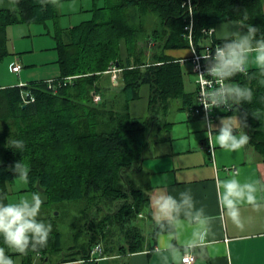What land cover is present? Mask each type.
Segmentation results:
<instances>
[{"label": "trees", "instance_id": "obj_1", "mask_svg": "<svg viewBox=\"0 0 264 264\" xmlns=\"http://www.w3.org/2000/svg\"><path fill=\"white\" fill-rule=\"evenodd\" d=\"M104 2L94 8L91 20L68 29L59 24L57 6L42 8L39 0H18L12 7L0 8V59L8 55L7 27L53 20L61 71L54 82L56 90L47 82L0 88V196L8 200V184L16 180L10 166L23 160L30 168L31 190L38 192L39 182L48 197L46 205L75 204L79 214L71 229L80 244L56 259L62 250V233L55 225L56 215H49L45 219L52 226L48 245L39 252L29 251L25 264H33L38 255L50 262L78 258L89 262L98 244L103 246L102 254L110 257L146 250L148 236L138 222L151 215L149 195L134 186L128 175L142 170L154 137L168 132L172 102H182L185 109L196 104V96L185 86L189 68L166 51L190 48L185 36L190 25L200 50L210 39L202 30L239 21L245 13L247 23L259 29L258 37L264 36L263 0H191V6L187 0ZM149 18L154 24L151 30L145 23ZM148 37L155 45L146 61L139 44ZM111 65L122 70L118 87L104 82ZM232 82L247 83L242 75ZM146 86L149 113L137 118L131 106ZM250 86L252 102L231 114L247 113L249 143L264 162V117L252 115L264 113V86L256 81ZM95 89L102 94L100 104L94 103ZM25 92L35 102L23 103ZM11 139L24 141L22 152L8 148ZM172 231L162 222L149 237Z\"/></svg>", "mask_w": 264, "mask_h": 264}, {"label": "clouds", "instance_id": "obj_2", "mask_svg": "<svg viewBox=\"0 0 264 264\" xmlns=\"http://www.w3.org/2000/svg\"><path fill=\"white\" fill-rule=\"evenodd\" d=\"M12 5L18 0H11ZM42 8L48 5L60 6V0H39ZM245 13L239 21L231 22L221 43L210 47L205 54H200L204 61L202 71L198 75L206 79L198 104L202 105L204 117L201 128L205 130L210 150L218 146L222 150L235 152L243 149L250 141V136L244 131L247 125V113L233 114L219 118V123L212 121L213 109L230 111L244 103L253 100V89L250 86L256 81L264 86V36L258 37L259 29L247 23ZM191 26H189V30ZM215 28L202 30V34L211 37ZM214 42V41H213ZM242 75L247 83H233V78ZM253 117L261 119L264 113L252 112ZM8 148L23 151V140L11 139L7 141ZM15 179L22 183H29L30 168L23 160L16 161L10 166ZM238 172H231L218 181L217 202L223 209L219 219L243 229L245 219L241 209L247 205L254 210L264 207V199L258 198V193H264V184L260 181L241 182ZM43 200L39 193L22 196L14 201H8L0 196V264H16L9 253L26 256L29 251L39 252L46 248L52 232L50 223L41 220L40 213ZM152 218L159 226L167 222L173 228V234L162 255L164 264H185V259L197 249L203 248L212 225L217 217L206 212L204 206H197L191 190H183L173 195L167 191L154 190L149 197ZM193 226V230L184 242L177 246L172 242L176 238L175 232L183 225ZM74 264H85L83 260Z\"/></svg>", "mask_w": 264, "mask_h": 264}, {"label": "crops", "instance_id": "obj_3", "mask_svg": "<svg viewBox=\"0 0 264 264\" xmlns=\"http://www.w3.org/2000/svg\"><path fill=\"white\" fill-rule=\"evenodd\" d=\"M70 1L73 0H60V3H69ZM10 4L8 1H0V8L12 7V4L11 6ZM48 22L43 25L44 32L35 34V37L41 38L39 44L42 45L38 46L37 44L36 46L34 41H31L29 46L21 45L24 47H19L14 45L16 47L14 49L18 53L13 59H8L7 66L3 65L0 69V76L2 73L4 74L0 78V88L22 87L33 83L57 80L61 77L57 42L54 38L55 31L53 36L50 35L51 29L48 27ZM230 24L231 22H226L217 25L213 34L215 39L220 40ZM9 27L6 30L8 55L0 61L13 55L9 48V35L11 33ZM50 36L55 40L53 45ZM21 37L30 39L33 35L24 33ZM54 53L56 58H54ZM166 54L182 60L190 59L193 51L191 48L174 49L166 51ZM22 61L27 63L28 70L24 71L25 66ZM52 63H55L53 70L50 69ZM18 65L21 68L18 72H15L13 69ZM184 65L189 68V74H195L190 62ZM39 69L40 72L37 74L35 71ZM104 82L108 83L106 78ZM186 90L196 96V81L189 89L186 87ZM187 110L189 111H187L189 113H187L188 121H185L187 120L185 119L172 123L168 132H160L157 137H154V141L146 152L142 163V170L140 171L144 176L142 184L144 183L149 197L154 190L163 189L173 195L183 190H191L197 201V206H204L209 215L217 217L212 225V234L209 235L205 246L194 252L196 255L194 264H264V207L260 210H254L247 205L243 206L241 212L245 219V226L243 229H239L231 221L219 219L223 215V209L219 206L216 195L218 181L234 172L233 169L239 173L238 178L241 182L258 180L264 184V162L250 143L235 152L222 150L218 146L213 154L208 152V139L205 130L201 128L200 122L203 118L192 116L189 107ZM233 114L236 113H221L219 118ZM219 118L215 123H219ZM181 119H184V117ZM192 119L199 121H191ZM177 124L180 125L176 127ZM244 131L249 135L250 130L248 127ZM258 198L264 199V193H258ZM150 214L147 223L152 227H156L157 224L152 218L151 209ZM148 230L147 226L146 250L111 257L102 254L99 260L95 261V264H164L162 255L166 254L162 250L167 247L173 231L160 234L156 239H153L149 237ZM192 230L193 226L183 225V227L176 230V238L172 242L180 246ZM81 260L78 258L76 261L58 262L54 259L50 262L47 259L43 261L41 256L38 255L33 264H74V262ZM84 262L90 264L92 260ZM19 264L25 263L23 261Z\"/></svg>", "mask_w": 264, "mask_h": 264}, {"label": "rangeland", "instance_id": "obj_4", "mask_svg": "<svg viewBox=\"0 0 264 264\" xmlns=\"http://www.w3.org/2000/svg\"><path fill=\"white\" fill-rule=\"evenodd\" d=\"M105 5L104 0H99V1H95V0H73L70 1L69 3H60V6H57V10L58 13L61 15L60 19H59V24L62 28L64 29H68L70 27L76 26L78 24H81L83 22L89 21L93 18V10L94 8L97 7H102ZM11 6V4H10ZM152 19V18H151ZM151 21V22H150ZM146 28L148 27L149 30L152 29V26L154 25L152 23V20H146ZM45 24H38V25H26V24H21V25H14V26H10V35H9V48L10 50L13 52V55H11L10 57H8L7 59L0 61V69L2 68V66H7V62H9L8 59H13L16 55L17 50H15L14 48H16L14 45H17L19 47H24L21 45H30L31 41H34L36 43V46L38 44V46L42 45L39 44V41L41 40V38L39 37H35V34H37V32H44V26ZM48 27L49 29H51V33L50 35L53 36L54 31H55V25H54V21L51 20L48 22ZM24 33L26 34H30L31 36L33 35L32 38H23L21 37L22 35H24ZM51 37V44L53 45L55 42V40L53 39V37ZM27 43V44H24ZM155 42L151 41V39L148 38H144L142 39V41L139 44V47L142 48V50H144V59H146V61H148L150 59L151 56V52L154 48ZM23 56V55H22ZM53 56V54H52ZM143 56V54H142ZM24 57V56H23ZM54 58H56V54L54 53ZM23 65L25 66L24 71L28 70L29 67H26V62H23ZM188 63V62H187ZM185 63V64H187ZM52 66L50 67V69L53 70V66H55V63L51 64ZM112 67H114V65H111V67H109L108 71L112 70ZM116 67V66H115ZM118 68V67H117ZM3 71V70H2ZM105 73V76L107 81L110 82V85L113 87H118L119 86V81L121 79V75L120 77H118V79L113 80L112 77V73L109 72ZM37 74L40 72L39 70L35 71ZM2 76H4V74L2 73L0 78H2ZM196 81V75L193 73H190L186 79H185V83H186V87L189 89V87L192 85H194ZM93 92H97V94H101L99 90L96 91L93 90ZM92 92V94H93ZM102 95V94H101ZM141 99L134 101L132 103L131 106V113L134 117L137 118H144L146 116H148V98H149V87L146 86L143 88L142 90V94H141ZM93 97V95H92ZM94 99V97H93ZM94 103L95 100H94ZM101 101L99 103L96 104H100ZM188 108H183L182 106V102L180 101H173L171 104V108L169 111V115L167 117V120L171 123H176V122H180L182 120L188 121L187 118V113L189 112L187 110ZM188 111V112H187ZM189 114V113H188ZM182 117H184V119H181ZM191 121H199L197 119H192ZM201 122V121H200ZM180 124H177V126H179ZM144 179L143 174L139 173H130L128 175V180L133 183L134 186L136 187H140L142 189H144L146 191V187L144 186V183L142 184V180ZM33 192L29 183L25 184L22 183L18 180H14L13 182L8 184V201H14L17 200L18 198L22 197V196H30ZM36 193H39L42 200H43V205L41 208V213H40V219L43 220L46 223H49L48 221H46L45 219L47 218V216L49 215H56V222L55 225L57 226V228L61 231L62 233V250L58 252V255L55 256V258H60L63 254L68 253L69 248L71 246H77L78 244H80L81 241H75V236H74V230L71 229V224L72 222L79 216L78 214V207L75 204H71L70 203H60L57 204L56 206H52L49 207L48 205L45 204V202L48 200V197L46 196V194L38 191ZM139 226H142L144 231H147V226H148V234H152L153 230L155 227H152V225L150 226L149 223H147V220H140L138 222ZM146 228V229H145ZM149 235V236H150ZM3 245V241L2 239H0V246ZM101 245V244H100ZM103 247V246H102ZM13 256V259L16 261V264H19L21 262H23L24 260V256H21L19 254H15V253H9Z\"/></svg>", "mask_w": 264, "mask_h": 264}, {"label": "built area", "instance_id": "obj_5", "mask_svg": "<svg viewBox=\"0 0 264 264\" xmlns=\"http://www.w3.org/2000/svg\"><path fill=\"white\" fill-rule=\"evenodd\" d=\"M187 4L189 6H191V0H187ZM190 26H191L190 30H189V26L186 27L185 36H186V39L190 42V48L192 49L193 54L190 57V59L189 58L182 59L181 62L183 64L190 62L192 69H193V72L196 74V77H197L196 78V104L190 108L191 115L203 118L205 113H204L202 105L198 104V102H199L201 90L206 83V79L202 78L198 75V72L202 71L203 67H204V61L202 59H200L199 57H200V54H205L210 47L214 48L216 43L213 42V39H212V36L214 34L213 33L212 36L210 37V39L208 40V42L205 45H203L200 50L197 49L195 46V43L193 41V27H192V25H190ZM20 68H21V66L18 65V66H15L13 70L15 72H18L20 70ZM108 72L112 73L113 80L116 81V79H118V77H120L122 70L117 68V66L116 67L114 66V67H112V70H110ZM55 81L56 80H50L47 82L49 84L50 89L56 90V86L54 84ZM92 95H93L96 103H99L100 101H102V95L101 94H97V92H93ZM22 100H23V103H25V104L35 102L34 96H32L29 92H25L22 94ZM231 112H232V110L224 111L221 109H213L210 118L215 123L216 120L221 116L220 115L221 113L225 114V113H231ZM207 151L210 152L211 154H213V152H214V150H210L208 140H207ZM233 170H234V172H236L235 169H233ZM102 253H103L102 245H100V244L96 245L90 252V260H92V261L93 260L94 261L99 260V257H100V255H102ZM195 261H196V255L193 253L191 256H189L185 259V264H194Z\"/></svg>", "mask_w": 264, "mask_h": 264}, {"label": "water", "instance_id": "obj_6", "mask_svg": "<svg viewBox=\"0 0 264 264\" xmlns=\"http://www.w3.org/2000/svg\"><path fill=\"white\" fill-rule=\"evenodd\" d=\"M37 189H38V191H40V192H44V190L41 188V186H40V183L38 182L37 183Z\"/></svg>", "mask_w": 264, "mask_h": 264}]
</instances>
